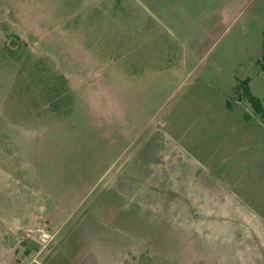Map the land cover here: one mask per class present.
Returning a JSON list of instances; mask_svg holds the SVG:
<instances>
[{"label": "rangeland", "instance_id": "374dc122", "mask_svg": "<svg viewBox=\"0 0 264 264\" xmlns=\"http://www.w3.org/2000/svg\"><path fill=\"white\" fill-rule=\"evenodd\" d=\"M264 0H0V264H264Z\"/></svg>", "mask_w": 264, "mask_h": 264}, {"label": "trees", "instance_id": "16d2710c", "mask_svg": "<svg viewBox=\"0 0 264 264\" xmlns=\"http://www.w3.org/2000/svg\"><path fill=\"white\" fill-rule=\"evenodd\" d=\"M260 68L264 71V32H263V44H262V56L259 61ZM235 91L238 92L241 98H246L253 107L254 111L258 113L264 119V105L261 98L252 93L249 85V79L242 80L239 85L236 86Z\"/></svg>", "mask_w": 264, "mask_h": 264}]
</instances>
